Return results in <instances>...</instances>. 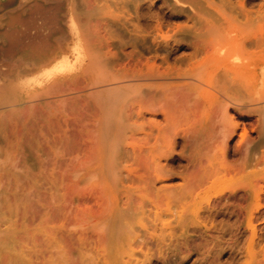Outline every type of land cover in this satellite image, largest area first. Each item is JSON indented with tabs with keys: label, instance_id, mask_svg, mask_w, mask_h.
Returning a JSON list of instances; mask_svg holds the SVG:
<instances>
[{
	"label": "rangeland",
	"instance_id": "rangeland-1",
	"mask_svg": "<svg viewBox=\"0 0 264 264\" xmlns=\"http://www.w3.org/2000/svg\"><path fill=\"white\" fill-rule=\"evenodd\" d=\"M177 1L75 0L91 56L0 113V264H264V0Z\"/></svg>",
	"mask_w": 264,
	"mask_h": 264
},
{
	"label": "bare ground",
	"instance_id": "bare-ground-1",
	"mask_svg": "<svg viewBox=\"0 0 264 264\" xmlns=\"http://www.w3.org/2000/svg\"><path fill=\"white\" fill-rule=\"evenodd\" d=\"M178 1L207 5L203 0ZM91 54L76 22L75 0H0V102L6 101L0 113L13 109L18 94L29 98L74 79L80 61ZM4 157L0 155V165L12 162L8 153Z\"/></svg>",
	"mask_w": 264,
	"mask_h": 264
}]
</instances>
